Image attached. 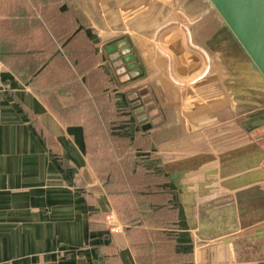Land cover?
Listing matches in <instances>:
<instances>
[{
	"label": "crops",
	"instance_id": "obj_1",
	"mask_svg": "<svg viewBox=\"0 0 264 264\" xmlns=\"http://www.w3.org/2000/svg\"><path fill=\"white\" fill-rule=\"evenodd\" d=\"M106 1L0 0V264H140L130 228H164L126 225L88 157L87 125L103 111L91 77L99 67L123 109L139 106L147 89L159 103L151 162L168 180L175 247L190 255L171 258L264 264V107L182 131L130 33L95 24L128 20L121 12L130 0H121L124 7ZM202 2L190 13L181 5L173 19L181 25L152 37L184 85L217 54L200 46L216 26Z\"/></svg>",
	"mask_w": 264,
	"mask_h": 264
},
{
	"label": "trees",
	"instance_id": "obj_2",
	"mask_svg": "<svg viewBox=\"0 0 264 264\" xmlns=\"http://www.w3.org/2000/svg\"><path fill=\"white\" fill-rule=\"evenodd\" d=\"M91 77L99 81L97 94L103 111L100 117L91 119V125H87L88 157L126 225L160 223L157 226L165 228H130L139 263L179 264L177 258L171 257L182 252L188 258L190 255L175 247L177 232L172 228L177 225L173 220L169 221L175 208L168 191V180L165 174L157 172L156 167L161 163L151 162L158 158V154L152 151L151 130L159 126L152 123L155 119L152 111L159 110V103L153 91L147 89L140 93L139 106L129 105L128 109H123L117 102L116 85L111 88L110 74L99 67ZM106 85L113 93L112 106L110 97L107 98ZM139 107L142 110L139 111ZM148 123L150 126L146 127ZM150 209L151 215L146 212Z\"/></svg>",
	"mask_w": 264,
	"mask_h": 264
},
{
	"label": "water",
	"instance_id": "obj_3",
	"mask_svg": "<svg viewBox=\"0 0 264 264\" xmlns=\"http://www.w3.org/2000/svg\"><path fill=\"white\" fill-rule=\"evenodd\" d=\"M206 2L216 26L209 40L200 43L201 48L208 55L214 54L210 40L219 32L228 34L233 41L225 50L217 51L207 72L190 84H181L172 77L168 57L152 40L156 30L147 31L146 37L130 33L150 79L161 81L159 86L165 93L162 99L158 92L161 103L165 109L175 111L173 117L186 132L192 129L191 124L201 129L264 107V0ZM186 25L192 30L189 23Z\"/></svg>",
	"mask_w": 264,
	"mask_h": 264
},
{
	"label": "rangeland",
	"instance_id": "obj_4",
	"mask_svg": "<svg viewBox=\"0 0 264 264\" xmlns=\"http://www.w3.org/2000/svg\"><path fill=\"white\" fill-rule=\"evenodd\" d=\"M105 6L111 7L112 4H121L122 7L127 5L128 1L121 0H107ZM202 0H145L140 1V6L137 5V0H130L129 7L124 8V12H121L126 21H113V22H96L103 30H109V24H111V29L114 32L127 31L128 33H139L146 37L147 31H155L152 37L154 38L159 30L161 33L166 31L169 28H174L175 26L181 25L174 22L173 19H176L179 16V9L181 5L186 4V6L195 5L193 9L198 11L201 9L200 3ZM203 4V2H202ZM120 6V8H121ZM129 8V10H128ZM89 11V7L87 6ZM128 10V11H127ZM118 17L121 18V15ZM204 54V53H203ZM206 63L208 64V57L204 54Z\"/></svg>",
	"mask_w": 264,
	"mask_h": 264
},
{
	"label": "flooded vegetation",
	"instance_id": "obj_5",
	"mask_svg": "<svg viewBox=\"0 0 264 264\" xmlns=\"http://www.w3.org/2000/svg\"><path fill=\"white\" fill-rule=\"evenodd\" d=\"M184 9L189 12L188 6H184ZM218 35V38L215 36L211 41L215 52L225 50L233 41L231 37L226 33L219 32Z\"/></svg>",
	"mask_w": 264,
	"mask_h": 264
},
{
	"label": "built area",
	"instance_id": "obj_6",
	"mask_svg": "<svg viewBox=\"0 0 264 264\" xmlns=\"http://www.w3.org/2000/svg\"><path fill=\"white\" fill-rule=\"evenodd\" d=\"M113 218H114L113 213H109V214L107 215V219H108V220H112Z\"/></svg>",
	"mask_w": 264,
	"mask_h": 264
}]
</instances>
